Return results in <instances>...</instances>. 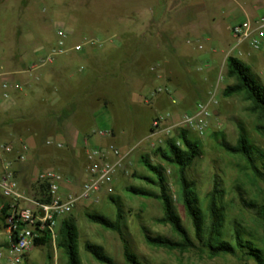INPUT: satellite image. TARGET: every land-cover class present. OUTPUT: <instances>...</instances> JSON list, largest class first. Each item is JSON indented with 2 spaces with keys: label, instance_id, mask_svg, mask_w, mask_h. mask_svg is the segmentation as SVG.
<instances>
[{
  "label": "rangeland",
  "instance_id": "1",
  "mask_svg": "<svg viewBox=\"0 0 264 264\" xmlns=\"http://www.w3.org/2000/svg\"><path fill=\"white\" fill-rule=\"evenodd\" d=\"M198 3L205 7L195 15L187 29L177 27L171 21L162 26V19L155 20L148 10L157 6L158 0H0V41L7 42L0 43V65L13 67L16 56L18 58L24 52L34 54L45 45L51 50L57 43L56 23L65 24L70 33L69 45L93 38L102 42V47L113 45L118 48L113 58L114 74L103 70L97 76L88 77L77 66L73 68L72 82H76L73 98L86 107L81 108L72 121L79 130L95 138L93 147L112 143L125 156L113 181L112 196L120 201L123 233L132 252L146 264H257L241 256L211 258L200 249L179 252L150 246L145 240L143 227L153 235L176 236L170 226L157 223L163 216L162 204L158 200L136 197L127 191L129 186L158 191L140 179L154 178L141 163L142 156H148L153 165H162L176 212L194 237L192 222L181 199L178 169L155 155V150L163 149L164 143H159V134L152 135L151 127L155 119L167 114L177 120L185 112L194 113L197 105L207 102L217 89L219 103L211 107V116L204 120L206 134L199 136L189 130L190 137L199 142L202 155L189 168L187 177L196 185L203 209L210 192L218 184L222 191L220 203L225 208L223 232L227 239L234 241L233 228L236 226L243 238L252 240L264 251V183L246 170L243 159L227 153L219 144L224 139L235 145L240 134L244 133L264 152V135L256 129L258 120L250 111V104L242 95L223 97L224 89L234 83L227 77L228 57L247 65L264 85V47L255 50L248 41L239 44L233 38L232 25L245 20L237 2L201 0ZM238 11L240 14L234 17ZM257 15L264 16V7L257 11ZM162 35L169 40L175 38L176 45H162ZM190 36H194L191 44L188 43ZM16 37L22 40V44L13 43ZM64 58L76 61L75 54L62 56L58 61ZM159 88L163 92L155 93ZM181 93L189 98V103L173 105L170 96H176L181 103ZM45 97V93L26 95L22 101L27 111L25 121L8 126L6 133L0 127V134L7 136L5 139L0 135V144H17L21 138L25 141L27 137H36L26 161L15 164L21 187L29 196H32L35 177L42 170L52 168L61 173L66 180L67 193L78 191L85 180V156L79 158L80 171H72L68 147L64 145L62 149H56L46 145L50 137L57 140L59 135L54 134L55 126L47 124ZM8 102L0 94V122L7 115ZM99 105L107 110L95 119L88 108ZM17 108L12 114H20ZM107 130H113V138L97 135ZM109 197H102L98 204H81L66 217L72 218L78 227L79 255L83 264H101L85 250L86 243L102 246L115 264H126L121 237L87 218L89 213H98L116 220L117 206L109 201ZM6 238L0 224V246ZM58 241L33 247L25 264H67V256L58 247Z\"/></svg>",
  "mask_w": 264,
  "mask_h": 264
},
{
  "label": "trees",
  "instance_id": "2",
  "mask_svg": "<svg viewBox=\"0 0 264 264\" xmlns=\"http://www.w3.org/2000/svg\"><path fill=\"white\" fill-rule=\"evenodd\" d=\"M226 65L227 77L233 79L234 83L224 89L223 97L231 98L235 95H242L245 101L250 104V111L257 117V131L264 135V85L258 76L237 58L228 57ZM83 107L86 106L83 105ZM95 108L88 109L92 111ZM111 131L114 136L113 130ZM18 144H21V142ZM219 144L227 153L243 159L246 164V170L264 183V152L252 143L244 133L240 134L235 145L224 139ZM155 155L159 156L165 163L178 169L181 199L192 222L194 237H191L176 212L164 167L162 165H153L148 156H142L140 159L141 163L154 175V178L140 177V179L146 180L149 183L148 185L156 187L158 191L155 192L135 186L127 187V191L136 197L158 200L162 204L163 216L157 220V223L170 226L176 236V238H170L163 235H153L147 228L143 227L142 231L146 242L152 247L169 251L188 252L200 249L206 251L211 258L241 256L245 260H253L257 264H264V251L252 240L243 238L236 226L233 228L234 241L225 237L223 232L225 208L220 203L222 191L219 190L218 184H215L210 192L207 206L204 209L201 208L196 185L187 177L189 168L202 155L200 144L197 140L190 137V131L185 128H178L173 138L165 140L163 149L157 148L155 150ZM47 189L48 184L35 183L32 196L40 201H49ZM109 201L117 206L116 220L98 213H89L87 218L92 223L106 230L116 232L121 237L126 264H146L141 262L132 252L129 243L124 237L123 213L119 199L111 195ZM249 205L255 206L254 204ZM0 206H3L0 210V224L5 230L10 207L1 195ZM262 215L264 216V212H262ZM50 243L51 237L46 235L35 242V247L46 246ZM78 243L79 230L74 220L72 218L63 219L59 228L58 247L66 254L67 264H83L79 255ZM85 250L101 264H115L102 246L86 243Z\"/></svg>",
  "mask_w": 264,
  "mask_h": 264
},
{
  "label": "built area",
  "instance_id": "3",
  "mask_svg": "<svg viewBox=\"0 0 264 264\" xmlns=\"http://www.w3.org/2000/svg\"><path fill=\"white\" fill-rule=\"evenodd\" d=\"M56 45L40 58L42 66L54 65L65 55L81 54L86 47H101L102 42L93 38H84L81 43L69 45L70 33L64 23H56ZM232 36L239 44L248 41L251 48L261 50L264 47V16L247 19L234 26ZM156 71L155 69H151ZM159 77L161 73L157 72ZM1 89L3 99L11 100V90H20L21 86L4 76ZM216 91L205 103H199L194 113L185 112L177 120L172 114L158 117L152 124V135L159 134V143H165L163 137L173 138L178 128H185L204 136L207 125L204 120L211 116L210 109L217 106ZM159 88L155 93H162ZM167 93H169L166 90ZM170 102L178 105V98L170 96ZM172 123V125H168ZM100 137L113 138L111 130L100 131ZM162 135V136H161ZM167 138V139H168ZM46 145L62 149L63 145L52 139ZM29 153L26 143L0 144V195L9 204V217L6 219L7 238L0 246V264H25L28 252L35 247V242L46 235L51 241L59 239V228L63 219L71 215L81 204L101 202L102 197L114 194L113 181L121 170L125 156L114 144L93 147L86 152L85 180L78 191L64 192L66 180L55 169L49 168L37 173L34 183L48 184L49 201H40L29 196L22 189L17 177L15 164L24 162ZM3 206H0V210Z\"/></svg>",
  "mask_w": 264,
  "mask_h": 264
},
{
  "label": "crops",
  "instance_id": "4",
  "mask_svg": "<svg viewBox=\"0 0 264 264\" xmlns=\"http://www.w3.org/2000/svg\"><path fill=\"white\" fill-rule=\"evenodd\" d=\"M199 1L201 0H158L157 6H153L148 11L152 13L155 20L159 21L162 19V26L167 21H171L177 27L188 29L195 15L200 13L205 7L204 4H202V7L198 3ZM233 1L237 2L239 10L245 15L244 22L247 19L258 18L257 11L264 7V0H242L241 3L238 0ZM237 14H240V12L235 13L234 17ZM238 24L232 25V28ZM193 38L194 36H190L188 43L191 44ZM2 42L4 41H0V43ZM4 43L7 42L5 41ZM13 43L22 44V40L16 37ZM175 43H177L175 38L169 40L162 35V45L171 46L176 45ZM102 46L99 48L86 47L83 53L75 55L76 61L71 60L72 58H64L57 61L54 65L42 66L40 58L49 52L45 45V47H39L37 51H34V54L24 52L20 57L17 58L16 56V62L13 63V67L0 65V94L2 97L1 84L4 76L21 86L20 90H11V100L6 104L7 115L0 122V127L3 128V131L14 123L25 121L27 111L25 112L26 108L23 107L22 101L26 95L38 96L45 93L47 124L55 126L54 134L59 135L57 140L53 139V137L49 139L61 143L63 147L64 145L68 147L71 156L70 168L72 171L79 172L82 166L79 163V158L86 156V152L93 148L92 144L95 138L79 130L73 124L72 120L78 111L83 108V104L81 101L75 100L76 97L73 98L75 81L72 82L74 77L72 71L77 66L78 70H81L83 74H87L88 77L97 76L103 70H107L110 75L114 74L116 66L113 64V58L118 48L113 45L109 47ZM75 62L77 63L75 64ZM132 71L134 72V67ZM87 78L85 77V79ZM181 94L183 102L181 101L180 103V99H178L179 104L187 105L190 101L189 98L183 93ZM16 107L20 110V114H12ZM104 110H107V108L103 105L96 106L90 112V115L96 119ZM0 135L5 137V139L7 137L4 133ZM35 138V136H30L25 141L22 138L19 141L26 143L30 148L34 144ZM63 191L66 192L65 187Z\"/></svg>",
  "mask_w": 264,
  "mask_h": 264
},
{
  "label": "water",
  "instance_id": "5",
  "mask_svg": "<svg viewBox=\"0 0 264 264\" xmlns=\"http://www.w3.org/2000/svg\"><path fill=\"white\" fill-rule=\"evenodd\" d=\"M217 113H215V115H216Z\"/></svg>",
  "mask_w": 264,
  "mask_h": 264
}]
</instances>
